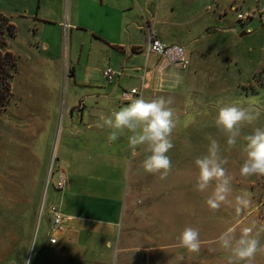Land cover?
<instances>
[{"label":"rangeland","instance_id":"obj_1","mask_svg":"<svg viewBox=\"0 0 264 264\" xmlns=\"http://www.w3.org/2000/svg\"><path fill=\"white\" fill-rule=\"evenodd\" d=\"M159 5L167 22L154 28L156 35L165 45L189 51L191 56L186 70L174 69L182 81L173 91L172 107L182 122L188 116L194 122L173 133L177 138L167 153L172 170L166 179L141 173L135 179L140 177L143 190L127 198L121 177L112 174L110 180L117 179L119 186L75 194L84 200L101 194L114 200L122 210L121 219L137 220L133 233L140 231L136 224L144 222L155 249L152 261L158 257L164 259L161 264H227L228 253L216 239L229 227L237 235L244 227H253L264 244V176L240 175L246 158L243 136L253 127H264V115L255 125L242 128L230 151L225 134L214 126L218 100L255 98L264 107V0H161ZM245 13L251 17L242 24L237 16ZM8 44L17 58L18 73L12 81V99L0 117V252H7L0 264H35L36 247L46 242L50 231L49 217L41 215L42 205L47 209L53 203L66 216V192L55 188L61 170H66L62 138L66 106L81 102L83 106H122L128 101L108 104L99 98L102 90L98 88L66 84V67L73 69L70 36L57 38L51 57L50 51L29 44L18 32ZM209 137L219 142L232 178L231 203L221 204L217 211H210L205 203L215 182L204 192L196 189L194 161L207 154ZM153 185L165 190L148 189ZM239 194H246L250 204L237 213L234 197ZM189 226L200 232L199 254L178 246L176 237ZM253 264H264V255H258Z\"/></svg>","mask_w":264,"mask_h":264},{"label":"crops","instance_id":"obj_2","mask_svg":"<svg viewBox=\"0 0 264 264\" xmlns=\"http://www.w3.org/2000/svg\"><path fill=\"white\" fill-rule=\"evenodd\" d=\"M160 1L0 0V14L9 19L20 35L26 36L29 44L50 51L49 57L57 38L64 37L62 24L68 22L70 29L66 38L71 37L73 69L68 67L66 84L72 81L98 88L102 90L99 98L112 104L121 100L124 91L134 88L141 89L145 99L175 96L173 91L177 86H171L170 74L176 71L174 69L188 68H180L176 62L182 55L189 62L190 52L174 48V53L169 56H146L147 28L154 30L157 25L167 22L161 17ZM157 38L164 48L170 47L159 36ZM108 68L123 74L109 82L103 76ZM64 79L66 81L65 76ZM77 107L66 106V126L62 130L68 179L62 193L66 192L67 219L61 232L48 234L46 242L36 247L35 264L164 263V259L158 257L152 261L155 249L150 245L151 236L145 234L144 222L136 224L140 231L133 233L137 220L134 217L121 219L122 210L114 200L102 194L88 195L84 200L75 194L78 191L102 192L119 186L117 179L110 180L112 174H116L121 177L122 192H126L128 198V194L143 190L140 177L135 179V176L149 174L141 167L149 155L143 146L133 152L128 146V134L110 142V129L96 127L101 115H108L120 106H85L82 111ZM173 137V141L176 140L177 137ZM89 181H96L97 185L90 186ZM148 189L163 192L165 187L153 185ZM51 237L57 238L55 244L50 243ZM15 242L19 240L15 239ZM6 255L7 252H0V262Z\"/></svg>","mask_w":264,"mask_h":264},{"label":"clouds","instance_id":"obj_3","mask_svg":"<svg viewBox=\"0 0 264 264\" xmlns=\"http://www.w3.org/2000/svg\"><path fill=\"white\" fill-rule=\"evenodd\" d=\"M170 76L171 86H179L182 81L180 73L173 71ZM90 99L94 101L95 97ZM126 99L128 102L118 110L101 115L96 127L110 129V142L128 134V146L133 152L143 146L149 153L142 161L143 171L158 175L162 180L166 179L172 170L171 158L167 153L174 147L173 133L178 127L187 128L194 121L191 116L181 121L179 113L172 107L175 102L172 96L153 99L126 96ZM216 108L214 126L225 134L229 151L236 147L242 128L255 125L264 115V107L255 98L247 102L218 100ZM243 140L246 158L240 167V175L245 178L264 176V127H253L250 134L243 136ZM209 141L207 154L194 161L198 169L196 189L204 192L215 182L205 203L210 211H217L221 204L231 203L229 197L232 195V178L227 175L225 166L229 161L221 156L219 142L211 137ZM234 199L237 213L250 204L246 194L236 195ZM176 240L178 246L189 253L199 254L201 251L202 241L196 228L185 227ZM216 243L228 253L227 264H253L258 255H264V244H261L259 233H255L253 227H244L239 235L235 228L229 227L217 237Z\"/></svg>","mask_w":264,"mask_h":264},{"label":"built area","instance_id":"obj_4","mask_svg":"<svg viewBox=\"0 0 264 264\" xmlns=\"http://www.w3.org/2000/svg\"><path fill=\"white\" fill-rule=\"evenodd\" d=\"M238 20L240 22H242V24H245V22H247L250 19V13H245V14H238ZM63 26V30H64V37L66 39V36L68 34V31L70 29V25L68 22H64L62 24ZM148 46L146 49V56L147 58L151 55V54H155V55H160V56H169L172 55L175 51L174 48L168 47V48H164L161 44V42L159 41V39L156 36L155 31L148 27ZM188 58L185 55H182L178 58L177 62H176V66L180 67V68H186L188 66ZM122 72H118L115 71L111 68H108L106 70H104L103 72V76L105 79H107L109 82H113L115 78L122 76ZM69 75V71L68 68L66 67V70L64 72V76L66 78V82H67V77ZM126 96H135V97H140L142 96V90L139 88H134L131 89L129 91H124L121 97V101L122 102H127ZM83 102H81L79 104V106L77 107L78 111H82L83 108L85 106H83ZM53 173V170L50 171V174ZM68 185V179L66 176V173L64 171L61 170V174L59 176V179L57 181V184L55 185L56 190L57 191H62L64 192L67 188ZM41 215H46L49 217V221H50V231L49 234L50 236L54 235L55 233L61 232L62 231V227L64 222L66 221V217L60 212V210L54 205L51 204L47 209H45L44 205H42L41 208ZM50 243L51 244H55L57 242V238L56 237H51L50 238ZM53 241H55V243H53Z\"/></svg>","mask_w":264,"mask_h":264},{"label":"trees","instance_id":"obj_5","mask_svg":"<svg viewBox=\"0 0 264 264\" xmlns=\"http://www.w3.org/2000/svg\"><path fill=\"white\" fill-rule=\"evenodd\" d=\"M16 34V27L0 14V117L12 99V81L18 73L17 58L8 44Z\"/></svg>","mask_w":264,"mask_h":264},{"label":"water","instance_id":"obj_6","mask_svg":"<svg viewBox=\"0 0 264 264\" xmlns=\"http://www.w3.org/2000/svg\"><path fill=\"white\" fill-rule=\"evenodd\" d=\"M243 34H246L245 32Z\"/></svg>","mask_w":264,"mask_h":264}]
</instances>
